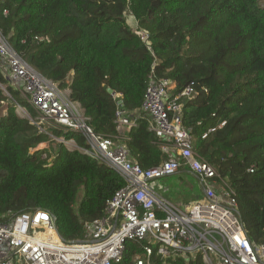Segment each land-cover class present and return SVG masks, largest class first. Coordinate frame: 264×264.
<instances>
[{"label": "trees", "instance_id": "trees-1", "mask_svg": "<svg viewBox=\"0 0 264 264\" xmlns=\"http://www.w3.org/2000/svg\"><path fill=\"white\" fill-rule=\"evenodd\" d=\"M264 0H0V26L8 42L44 78L69 89L104 136L117 135L116 104L121 94L129 112L139 110L148 76L168 79L175 91L192 82L200 96L183 103L182 125L191 130L195 152L236 192L246 238L264 243ZM126 17L132 19L131 28ZM143 34L147 40H142ZM36 37L46 38L37 42ZM69 81V84L66 82ZM0 74V222L27 211H45L65 243L82 241L86 226L105 214L106 202L124 187L107 167L51 141L15 112L36 113ZM7 84V85H5ZM202 88L206 92H202ZM120 135L134 163L149 169L167 157L148 119ZM222 121L223 128L201 136ZM49 132L84 146L81 135L51 127ZM33 151V152H32ZM252 170L249 173L248 170ZM83 196L77 208L78 188ZM141 246L126 243L130 264ZM173 264H205L199 254ZM17 264H22L17 260Z\"/></svg>", "mask_w": 264, "mask_h": 264}, {"label": "built area", "instance_id": "built-area-1", "mask_svg": "<svg viewBox=\"0 0 264 264\" xmlns=\"http://www.w3.org/2000/svg\"><path fill=\"white\" fill-rule=\"evenodd\" d=\"M0 14L5 17L8 10ZM142 40H147L146 34ZM0 74L35 111V116L23 114L41 133L107 167L124 183L106 202L104 216L86 226L82 241L63 242L45 211H27L0 222V264H17L18 258L23 264H119L126 243L141 246L130 264H173L176 257L197 254L205 264H264V243L255 245L244 234L235 190L195 152L191 130L182 125L183 103L200 96L192 82L175 91L171 80H156L151 70L139 110L131 113L121 94L111 96L118 134L104 136L92 130L81 105L70 99L68 88L44 78L14 51L1 26ZM141 113L167 157L149 169L134 163L125 144L129 139L120 135L136 127L135 117ZM225 124L208 128L201 138ZM51 127L81 135L84 146L54 137ZM170 179L187 186L197 184L188 206L183 208L161 195L169 191Z\"/></svg>", "mask_w": 264, "mask_h": 264}, {"label": "rangeland", "instance_id": "rangeland-1", "mask_svg": "<svg viewBox=\"0 0 264 264\" xmlns=\"http://www.w3.org/2000/svg\"><path fill=\"white\" fill-rule=\"evenodd\" d=\"M260 4L264 5V1L261 2ZM126 19H127V23L129 24V26L131 28H134V26L132 25V19L130 17H126ZM6 83L8 84V82H6ZM7 84H5V85H7ZM0 88L2 90H5L4 85H0ZM199 101L200 100L197 99V102H199ZM15 112L18 114L19 117L27 119V116H25L23 114L24 112H27L26 110L23 111L22 109H19V107L17 106L15 109ZM5 114H6V103L3 102L0 104V116H4ZM27 114H28V112H27ZM57 144H60V143L55 141V139H51V141L48 143L38 145L34 150L47 149L51 154L47 155L46 157H45V155H42V159L46 160V163L49 164L53 160V156H54L53 154H54V151L56 149ZM65 145L63 144L64 147H66ZM167 183H168L169 191H164L161 193V195L165 199L169 200L170 202L175 203L176 205H180L183 208L188 206L191 199H193L194 196L196 195V190H198V189H196V187H197L196 183H193L192 185L187 186L188 183H186V182L178 183L174 179L168 180ZM82 196H83V191H82V188L80 187V188H78V190L76 192V196H75V200H74V208L75 209L77 208L78 204L80 203Z\"/></svg>", "mask_w": 264, "mask_h": 264}, {"label": "water", "instance_id": "water-1", "mask_svg": "<svg viewBox=\"0 0 264 264\" xmlns=\"http://www.w3.org/2000/svg\"><path fill=\"white\" fill-rule=\"evenodd\" d=\"M106 92H107L110 96L114 95V92H113L111 89H109V88L106 89Z\"/></svg>", "mask_w": 264, "mask_h": 264}, {"label": "bare ground", "instance_id": "bare-ground-1", "mask_svg": "<svg viewBox=\"0 0 264 264\" xmlns=\"http://www.w3.org/2000/svg\"><path fill=\"white\" fill-rule=\"evenodd\" d=\"M162 217H163V216H162ZM17 260L21 261V263L23 264V261H22L20 258H18Z\"/></svg>", "mask_w": 264, "mask_h": 264}]
</instances>
